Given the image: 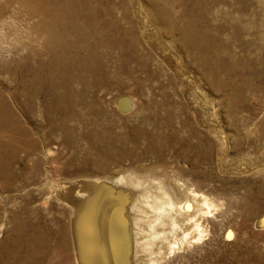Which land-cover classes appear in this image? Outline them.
I'll list each match as a JSON object with an SVG mask.
<instances>
[{
  "label": "bare ground",
  "instance_id": "obj_1",
  "mask_svg": "<svg viewBox=\"0 0 264 264\" xmlns=\"http://www.w3.org/2000/svg\"><path fill=\"white\" fill-rule=\"evenodd\" d=\"M175 1L0 0L2 189L26 190L32 186L38 173L42 174L43 161L35 156L58 133L66 143H87V151L74 157L73 162L78 168L95 173L132 159L133 148L139 147L140 138L149 141L144 151L152 153L158 161L164 160L175 139L183 143L166 129L173 127L172 110H167L162 118L155 115L152 121L142 115L140 124L130 128L133 137L125 133L121 137L103 102L96 97L95 89L110 87L112 81H116L117 88H124L123 77L144 73L147 79H153L160 70L158 63L153 68L149 52L140 46L133 15L141 19L138 23L141 31L147 27L154 37L162 33L169 38L167 49L180 51L187 65L198 66L201 79L214 92L226 86L223 68L231 73L236 71L228 89L229 104L234 111L248 100L252 91L264 90L258 84L264 77V68L245 70L240 67L239 57L231 59L233 62L222 59L221 40L216 35L219 29L210 24L204 3ZM146 19L151 25H146ZM251 63H264V57ZM139 85L142 88L143 81ZM126 97L119 102L124 112L132 107ZM165 103L160 105L166 110ZM210 126L213 134H217L214 122ZM128 141L134 147H126ZM185 146L191 150L184 155V161L191 162L192 170L201 161L212 159L211 144L207 141ZM65 197L76 209L74 232L80 264L142 262L150 253V249L140 244L147 228L155 230L154 245L166 250L174 249L170 241L180 233L179 221L184 230L194 229L193 238L200 239L205 232L199 222L204 213L188 216L193 203L203 198L185 190L181 183L164 184L155 175L117 173L83 181L72 185ZM3 198L5 202L17 199L0 197ZM30 198L28 194L22 199L25 205L21 209L8 212L7 217L0 216L1 230L12 226L7 234L12 246L3 244L9 258L0 251V264H46L52 252L50 234L44 232L43 217L32 207ZM203 201L209 206L207 200ZM34 215L38 218L34 219ZM60 235L56 244L66 247L69 244L66 229ZM131 243L132 248L135 245L134 258Z\"/></svg>",
  "mask_w": 264,
  "mask_h": 264
},
{
  "label": "rangeland",
  "instance_id": "obj_2",
  "mask_svg": "<svg viewBox=\"0 0 264 264\" xmlns=\"http://www.w3.org/2000/svg\"><path fill=\"white\" fill-rule=\"evenodd\" d=\"M179 1L182 0L175 2ZM199 1L204 3L210 24L219 29L216 35L221 40L219 50L222 59L233 62L231 59L239 57L240 67H245V70L264 68V63H251L253 59L262 60L264 57V0ZM133 18L141 48L149 52L151 65L158 63L160 70L153 79H147L144 73L123 77L124 88H117L116 81H112L110 87L95 89L96 97L103 102L109 120L115 124V130L121 137H133L130 128L140 124L142 115H147L152 121L155 115L162 118L167 110H172L173 127L166 129L168 134L174 132L183 143L175 139L172 148L164 154V160L158 161L152 153L144 151L149 141L140 138L139 147L133 148L132 159L111 164L107 171L95 173L84 171L73 162L74 157L83 156L87 151V143H66L58 133L55 139H48L35 156L43 161L42 174L38 173L32 186L26 190L0 187V197L17 198L7 202L0 199V216L7 217L8 212L24 206L22 199L29 194L32 207L43 217L44 232L50 234L52 252L46 264H80L74 232L76 209L65 197L72 190V185L117 173L120 176L145 173L147 176L155 175L164 184L181 183L185 190L194 191L207 200L209 206L199 200L188 210L190 217L204 213V217H200L202 220L199 218L205 231L203 236L193 238L194 229L184 230L183 223L179 221L180 233L170 241L174 246L172 250L159 249L154 245L155 230L150 231L146 225V235L140 244L142 248L150 249V253L136 264H264V90L252 91L248 100L234 111L229 104L228 89L236 71L231 73L230 69L223 68L226 86L222 91L214 92L210 84L201 79V69L197 64L198 70L186 64L187 60L180 51L174 47L173 52L167 49L169 38L162 33L154 37L153 31L149 32L147 27L146 31H141L138 24L141 19L136 15ZM145 22L147 26L151 25L149 19ZM260 79L258 84L264 89V77ZM140 80L144 83L142 88ZM123 96L132 103L127 112L119 106L120 100L125 99ZM161 102H166V110L162 109ZM211 122L218 127L217 134L211 131ZM202 140L211 144L212 159L201 161L192 170L191 162L184 161V155L191 150L185 145L195 146ZM126 147L134 146L128 141ZM11 228L0 229V251L7 259L9 251L3 244L12 246V240L7 238ZM63 229H66L69 244L62 248L56 242ZM189 233L192 234L186 236ZM134 246L132 248L131 243L133 258L136 255Z\"/></svg>",
  "mask_w": 264,
  "mask_h": 264
}]
</instances>
